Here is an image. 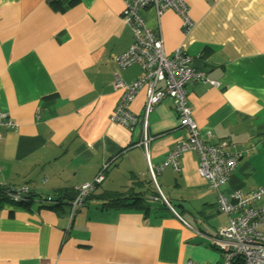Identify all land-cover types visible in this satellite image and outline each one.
<instances>
[{
    "label": "crops",
    "instance_id": "0c3cea01",
    "mask_svg": "<svg viewBox=\"0 0 264 264\" xmlns=\"http://www.w3.org/2000/svg\"><path fill=\"white\" fill-rule=\"evenodd\" d=\"M185 2L194 23L186 35L172 10L158 19L151 9L141 14L159 26L167 55L181 47L195 69L219 82L196 79L185 92L203 140L244 149L222 192L264 189V0ZM124 7V0H0V110L16 123L0 126V185L27 186L35 195L24 206L0 208V264L222 261L211 237L228 217L197 174L196 153L182 154L179 171L157 169L184 136L172 100L146 112L142 87L127 106L137 123L109 120L121 96L114 73L126 82L142 74L137 64L115 63L133 42ZM144 136L151 139L137 145ZM104 162L98 197L72 218L68 204L48 206L72 197ZM116 192L144 204L104 207Z\"/></svg>",
    "mask_w": 264,
    "mask_h": 264
},
{
    "label": "built area",
    "instance_id": "2783aa9c",
    "mask_svg": "<svg viewBox=\"0 0 264 264\" xmlns=\"http://www.w3.org/2000/svg\"><path fill=\"white\" fill-rule=\"evenodd\" d=\"M122 18L133 33V42L129 48L115 57L118 69H124L137 64L142 74L133 81L122 80L116 71L113 87L121 90L120 99L109 117L111 122L132 127L138 118L127 106L137 91L145 87V111H150L155 104L165 97L172 100L178 125L184 130V136L179 138L174 147L168 152L157 169L166 166L174 171L181 169L180 158L187 151L197 155V174L205 179L216 194L218 211L228 217L227 224L211 237V243L222 255L220 264H264V203L257 204L262 198L264 189L244 192L234 190L225 194L221 186L234 172L244 149L228 141L211 142L203 140L187 104L185 86L193 80L217 87L219 82L206 77L201 70L192 65V57L177 47L170 55L163 48L159 26L153 28L147 24L141 14L143 9H151L158 17L166 10L176 12L181 21L183 34H187L194 23L188 16V5L185 0H124ZM0 126L15 128L16 123L10 116L0 110ZM207 136L210 133L207 132ZM151 137L137 142L145 146ZM104 162L101 170L92 181L84 182L75 188L69 201V217L81 207L86 196L104 178ZM29 191L27 186L10 187L6 196L13 201H19ZM180 264H208L186 260Z\"/></svg>",
    "mask_w": 264,
    "mask_h": 264
},
{
    "label": "trees",
    "instance_id": "16d2710c",
    "mask_svg": "<svg viewBox=\"0 0 264 264\" xmlns=\"http://www.w3.org/2000/svg\"><path fill=\"white\" fill-rule=\"evenodd\" d=\"M104 179V178H103ZM103 181V180H102ZM101 181V182H102ZM100 182V183H101ZM99 183V184H100ZM97 184V185H99ZM97 185L95 184L94 188L89 192V194L86 196L83 204L81 207L85 206L88 204V200H91V199H95L97 196V194H95V189L97 188ZM8 190L7 187H5L4 185H0V208L4 205V204H16V205H21V206H24L26 205L29 201H33L34 198H35V195L32 194V192L29 190L27 193H26V196L19 200V201H13L11 198H9L8 196H6V191ZM141 193V192H140ZM59 197V194L56 195ZM40 197V196H39ZM42 199H45L43 197H40L38 199V201H43L41 200ZM62 198H65L67 200H64V199H61L60 198L57 200V202H54V203H50L48 206H59V207H63L62 204L66 203L69 205V201L72 199V197H68L66 196L65 194H63V197ZM99 199V198H97ZM143 198L140 196H136V194H125L123 192H116L115 194H110L109 196H106L105 198V202H104V207H107V208H116V209H126L128 207H132L133 205H140V206H143L144 204V201L142 200ZM38 202V203H40ZM79 207V208H81ZM77 208L74 213L79 209ZM103 208V204H102V207ZM74 213H73V216H74ZM72 216V217H73ZM220 264V263H219Z\"/></svg>",
    "mask_w": 264,
    "mask_h": 264
},
{
    "label": "water",
    "instance_id": "95a60500",
    "mask_svg": "<svg viewBox=\"0 0 264 264\" xmlns=\"http://www.w3.org/2000/svg\"><path fill=\"white\" fill-rule=\"evenodd\" d=\"M49 200L56 201L57 200V197H51V198H49Z\"/></svg>",
    "mask_w": 264,
    "mask_h": 264
},
{
    "label": "rangeland",
    "instance_id": "374dc122",
    "mask_svg": "<svg viewBox=\"0 0 264 264\" xmlns=\"http://www.w3.org/2000/svg\"><path fill=\"white\" fill-rule=\"evenodd\" d=\"M221 262H222V261H221ZM221 262H220V263H221Z\"/></svg>",
    "mask_w": 264,
    "mask_h": 264
}]
</instances>
